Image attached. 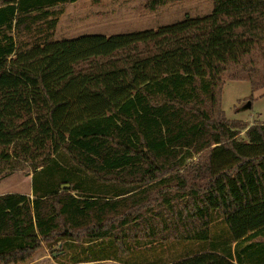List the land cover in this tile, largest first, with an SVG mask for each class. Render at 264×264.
<instances>
[{
    "label": "trees",
    "instance_id": "obj_1",
    "mask_svg": "<svg viewBox=\"0 0 264 264\" xmlns=\"http://www.w3.org/2000/svg\"><path fill=\"white\" fill-rule=\"evenodd\" d=\"M74 1L0 0V172L32 170L30 195L0 194V262L83 234L90 250L74 263L264 264V123L236 139L220 105L228 79L264 87V0H212L210 13L156 28L50 39L52 8ZM23 33L41 38L18 45ZM154 190L167 214L151 208ZM130 203L145 245L158 219L165 231L180 221L171 230L185 227L201 247L135 258L129 237L113 234L133 227L134 209L121 214ZM214 216L223 233L211 235Z\"/></svg>",
    "mask_w": 264,
    "mask_h": 264
},
{
    "label": "rangeland",
    "instance_id": "obj_2",
    "mask_svg": "<svg viewBox=\"0 0 264 264\" xmlns=\"http://www.w3.org/2000/svg\"><path fill=\"white\" fill-rule=\"evenodd\" d=\"M213 8L212 0H168L164 5L155 9H149L146 6V0H76L64 4H58L52 9L59 11L57 14V22L50 39L74 38L84 34H105L124 33L137 31L142 29L156 28L161 25L170 24L180 21L186 17L203 16L211 12ZM43 32H47L46 26H43ZM39 34V33H38ZM35 34H22L17 38V43L31 42ZM38 39L41 37H37ZM247 101H250L249 108H243ZM220 105L225 118L229 122H236L234 128L236 131V139L246 140V129L252 124L264 123V87L253 89L248 80H226L222 85L220 92ZM238 122V123H237ZM205 154V152H204ZM183 171V168L180 170ZM32 170L29 163H23L20 169L3 170L0 172V194L6 192H20L29 194L30 178ZM113 181L114 179L109 178ZM117 181V180H116ZM121 181H117L119 184ZM140 188L132 190L130 193H137ZM152 199L151 208L160 214H167L164 205L161 204V198L157 191L149 193ZM177 208L182 207V199L173 200ZM124 208V211L133 213L130 215V221L137 225H131L128 229L123 226H117L113 231L116 236L127 235L129 237L130 246L134 247L135 258H141L143 254L148 259L160 258L161 260H171L183 256L187 252L194 251L201 247V243L185 239V227H181L178 231H172L174 224H180V221L171 224L170 230L165 231L162 223L158 219L150 220V222L158 227L156 235L152 237L149 245H145L144 231L145 223L141 220L133 221L138 212L136 206ZM145 212V211H144ZM131 213V212H130ZM139 213L138 215H141ZM147 213L144 214L145 218ZM117 217L114 216V219ZM210 233L219 234L226 231L225 224L220 217L214 216L209 225ZM83 234L75 235L74 241H59L47 245L45 242L36 250L43 255L48 254L49 262L53 259L56 264H113L106 260L81 261L73 262L74 259L85 258L91 246L89 243L82 241ZM124 239V237L122 238ZM136 240V241H134ZM134 242V243H133ZM108 241H98L93 243L94 250L103 249L109 253ZM118 246V245H117ZM118 256L125 257L127 254L116 252ZM100 254V253H96ZM73 262V263H72Z\"/></svg>",
    "mask_w": 264,
    "mask_h": 264
},
{
    "label": "crops",
    "instance_id": "obj_3",
    "mask_svg": "<svg viewBox=\"0 0 264 264\" xmlns=\"http://www.w3.org/2000/svg\"><path fill=\"white\" fill-rule=\"evenodd\" d=\"M47 257H48V254L43 255L41 252L35 251L27 262L21 263V264H56L53 259L49 262ZM108 261L112 262L113 264H124L122 262L111 260V259H107V262ZM0 264H3V263L0 262Z\"/></svg>",
    "mask_w": 264,
    "mask_h": 264
},
{
    "label": "water",
    "instance_id": "obj_4",
    "mask_svg": "<svg viewBox=\"0 0 264 264\" xmlns=\"http://www.w3.org/2000/svg\"><path fill=\"white\" fill-rule=\"evenodd\" d=\"M251 105L250 101H247L246 104L243 106V108H249ZM69 184L62 185V188H68Z\"/></svg>",
    "mask_w": 264,
    "mask_h": 264
}]
</instances>
